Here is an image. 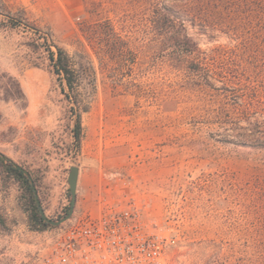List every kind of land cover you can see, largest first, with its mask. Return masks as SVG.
I'll return each instance as SVG.
<instances>
[{"label": "rangeland", "instance_id": "374dc122", "mask_svg": "<svg viewBox=\"0 0 264 264\" xmlns=\"http://www.w3.org/2000/svg\"><path fill=\"white\" fill-rule=\"evenodd\" d=\"M2 2L69 55L83 43L96 69V93L81 116L80 149L69 150L71 122L49 72L24 60L26 36L0 29V80L10 85L13 78L23 94L0 99V153L39 170L44 213L53 220L68 206L69 168H79L70 219L43 232L28 230L16 185L0 188V264H40L57 232L123 195L145 204L175 238L163 264H264V149L252 143L257 126L248 124L264 115L263 58L252 57L257 69L242 71L229 68L232 59L209 60L216 80L194 93L180 80L191 59L174 58L157 41L152 0ZM103 22L127 47L117 64L100 63L96 36L88 34L87 46L80 32ZM189 32L207 55L229 45L220 34Z\"/></svg>", "mask_w": 264, "mask_h": 264}, {"label": "trees", "instance_id": "16d2710c", "mask_svg": "<svg viewBox=\"0 0 264 264\" xmlns=\"http://www.w3.org/2000/svg\"><path fill=\"white\" fill-rule=\"evenodd\" d=\"M152 3L153 26L158 43H165L167 51L176 59H191L183 64L185 73L180 79L190 91L202 94L212 86V80L216 79L214 73L209 71V60L213 59H232L229 68L242 71L249 67L257 69L258 63L250 64L249 60L259 56L263 58L259 68H262L264 73V0H152ZM0 29L19 31L28 38L24 60L34 67H45L49 72L51 84L64 104L63 114L71 122V142L67 148L78 152L82 132L81 116L88 112L96 93V69L87 48L83 43H79V49L69 55L52 41L48 32H42L32 26L23 12L10 11L2 0ZM190 29L209 38L217 34L223 35L228 39L229 45L216 46L210 49V54L207 55L198 47L189 32ZM80 32L87 46L91 43L88 34L96 36L98 47L94 56L100 63L103 58H108L113 64H117V60L128 52L119 34L109 23H97L93 28H86V31L80 29ZM8 80L10 85L0 80V99L7 102L22 98L18 82L11 77H8ZM253 121L248 124L257 126L255 130L258 135L251 137L252 143L264 149V115L255 117ZM15 163L28 172L32 183L17 169L4 164L0 159V188L5 189L9 183L16 185V203L26 217L28 230L43 232L52 228L40 218L34 199L33 191L45 211L39 170ZM66 212L67 207L63 210L64 214ZM3 226L4 221L0 218V227Z\"/></svg>", "mask_w": 264, "mask_h": 264}, {"label": "built area", "instance_id": "2783aa9c", "mask_svg": "<svg viewBox=\"0 0 264 264\" xmlns=\"http://www.w3.org/2000/svg\"><path fill=\"white\" fill-rule=\"evenodd\" d=\"M160 230L146 205L123 195L104 201L96 216L74 218L43 248L40 264H163L175 238Z\"/></svg>", "mask_w": 264, "mask_h": 264}, {"label": "water", "instance_id": "95a60500", "mask_svg": "<svg viewBox=\"0 0 264 264\" xmlns=\"http://www.w3.org/2000/svg\"><path fill=\"white\" fill-rule=\"evenodd\" d=\"M0 159H2V161L4 162V164L12 166L14 169H17L20 173L23 174V176L28 179L31 182L30 176L28 174V172L23 169L22 167H20L18 164L14 163L13 161H11L10 159H8L6 156H4L2 153H0ZM78 174H79V168L76 165H73L69 168V172L66 178V183H67V201H68V206H67V212L57 218V219H50L48 218L41 205H40V201L38 199V196L36 195V192L33 191L34 193V199H35V203L38 209V213L40 218L49 226L53 227V228H57L58 226H60L61 224L65 223L66 221H68L73 213L74 210V206H75V202H76V188H77V181H78Z\"/></svg>", "mask_w": 264, "mask_h": 264}]
</instances>
